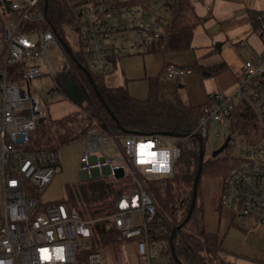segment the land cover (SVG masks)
Masks as SVG:
<instances>
[{"label": "built area", "instance_id": "2783aa9c", "mask_svg": "<svg viewBox=\"0 0 264 264\" xmlns=\"http://www.w3.org/2000/svg\"><path fill=\"white\" fill-rule=\"evenodd\" d=\"M172 1L66 0L79 42L76 47L47 21L40 0H12L5 13H0V264H105L98 249L81 244L82 239L91 241L93 220L84 218L76 204H47L39 196L61 171L60 147L33 145L32 136L46 112L42 96L33 95L26 81L44 74V62L55 82L45 95H66L58 76L62 82L70 80L67 78L76 69L78 54L89 71L106 74L120 57L148 53L162 38ZM250 17L253 31L264 40V10L251 11ZM39 21L46 27L25 30V22ZM52 43L59 46L68 63L67 70L56 75L48 62ZM247 44L246 39L237 42V46ZM22 62V81L11 79L9 67ZM164 70L175 82L186 73L183 66L172 63ZM38 88L43 90L44 85L39 82ZM240 102L254 110L257 123L247 118L248 110ZM244 122L254 127L260 124L264 130V48L242 61L232 93L215 90L209 94L204 112L188 134H114L98 127L87 130L82 138L86 142L80 161L82 177L131 178L133 189L119 196L110 218L121 236L133 242L140 264H168L174 259L170 244L156 238L166 229L153 226L160 209L148 180L174 174L183 149L199 144L200 137L206 147L211 123L229 128L231 142L238 137H233V129L241 128ZM216 135L221 133L216 130ZM108 137L116 144L107 146ZM120 138L125 139L124 144ZM251 139L237 147L239 164L224 181L220 203L235 209L242 222L250 217L264 222V134ZM121 171L123 175L118 176ZM135 212L142 215L140 223ZM219 256L224 264H236L226 260L221 251Z\"/></svg>", "mask_w": 264, "mask_h": 264}, {"label": "trees", "instance_id": "16d2710c", "mask_svg": "<svg viewBox=\"0 0 264 264\" xmlns=\"http://www.w3.org/2000/svg\"><path fill=\"white\" fill-rule=\"evenodd\" d=\"M40 2L46 8L47 21L54 27L57 34L66 40L63 33L64 26L73 22L66 0H40ZM207 20V17L197 13L193 0H173L171 14L164 26L162 38L149 52L167 53L191 49L196 29L204 25ZM24 25L26 31L46 27L43 21L32 24L25 22ZM76 58H78L75 59L76 69L69 75L73 76L79 89L86 93L82 109L87 122L82 125L79 113L66 115L48 123L45 122V118H42L32 136L35 147L44 145L60 147L73 140L82 139L91 127H98L114 134L133 132L188 134L195 129L199 116L204 112L205 103L192 105L179 95L175 94L171 97L166 94L167 85L162 84L158 77L149 78V95L146 99H139L130 93L126 84L110 85L106 81L105 74L90 70L94 84L102 96L100 99L82 68L87 65L85 60L81 58V54H78ZM23 66L22 62L9 67V77L22 81ZM194 67L205 69L211 74H218L225 70L227 64L220 62L205 67L196 61ZM58 80L61 84L63 83L61 76H58ZM239 105L249 110L245 102H240ZM241 127L249 126L247 122H244ZM229 145L230 143L225 149ZM203 147L205 151V145ZM227 158L228 156L218 155L208 161L204 159L193 212L176 233L175 257L168 264H216L217 262L224 264L219 256L223 238L218 232L210 231L205 226L202 179L208 176L219 178L224 182L239 164L236 157L233 158L232 164L228 163ZM198 169L199 144L196 142L183 149L174 174L165 179L148 180L150 181L149 190L160 209V216L153 226L166 229L163 235L156 236L157 239L162 238L170 244L175 227L186 219L192 203L193 186ZM123 192V186H117L113 179L95 178L68 186L67 198L59 201L76 204L84 218L93 220L90 224L91 241L94 246L100 247L124 240L110 218L115 211L116 200Z\"/></svg>", "mask_w": 264, "mask_h": 264}, {"label": "rangeland", "instance_id": "374dc122", "mask_svg": "<svg viewBox=\"0 0 264 264\" xmlns=\"http://www.w3.org/2000/svg\"><path fill=\"white\" fill-rule=\"evenodd\" d=\"M12 0H0V13L4 14V10L8 8L11 4ZM196 11L199 15L203 17L209 18L206 22V29L210 33H213L215 44L218 46L219 43H223V47L232 46L237 54V59L239 62H242L244 59L250 57L254 50L262 51L264 48V40L262 37L253 31L252 23L244 22L240 25H236L231 28L224 29L221 27L220 21H224L223 14H227L230 8H237L238 6L245 7V9H255V10H264V0H230V1H223V0H193ZM206 30H204L205 32ZM248 32V38L251 42L252 46L245 45L242 49H235L233 41L237 39L239 36L243 35L244 33ZM64 36L71 42L73 47L79 45L78 40L76 39V31L74 27L69 23L67 27L64 26L63 30ZM202 38L200 34L197 35L195 41L196 44ZM49 54L50 58L48 60L50 70L53 75L57 74L58 72H64L67 70L68 63L66 58L61 53L59 46L55 43H52L49 46ZM194 51L202 52L201 49L197 50H187V51H180L176 53H180L181 55H193L195 54ZM146 54H136L130 56H123L120 57L119 61L126 59L127 57H131V59L137 64V67H140V62H138V58L143 57ZM217 55V56H216ZM1 57L3 56L0 55ZM216 56V57H215ZM220 56L219 50H215L207 60L212 61ZM137 57V58H136ZM193 60V59H192ZM118 61V63H119ZM52 62L55 64L56 69L54 68ZM42 63V62H41ZM192 61L189 63H182L184 64V68L186 70L185 75L177 82L172 81L167 74L163 76V80L166 82V94L169 96L179 95L184 99L187 98L188 91L185 87H181L180 84L185 83V78L187 76L192 75L193 73H199V77L202 80L207 81V85H214L215 82L220 86V90L224 93H230L237 85V80L232 72V70H226L222 73L218 74L217 76H203L195 67L191 65ZM118 65V64H117ZM44 74L41 77L32 79L31 81H26V85L30 88V91L33 95H40L43 99V106L45 108V122H52L53 120L62 118L66 115H71L75 113L80 114V119L82 125H85L87 122V118L85 113L83 112L82 105L74 102L71 100L67 95H64L62 92L58 93L57 95L53 96H46L45 91L49 90L52 87H55L54 78L49 73V67L44 64ZM122 71L121 69H117L115 66L111 68V70L105 74V78L108 84L110 85H118V84H125L120 83L122 80ZM231 77L225 82V78ZM73 76L69 75L67 79L73 80ZM41 82L44 85V89L41 90L38 88V83ZM215 89V88H214ZM212 89V90H214ZM82 91V90H81ZM174 91V92H173ZM215 91V90H214ZM212 91V92H214ZM85 92V91H84ZM85 101V99H84ZM248 107V106H247ZM249 108V107H248ZM250 121L253 123H257L259 121L258 116L255 114L252 108L248 110V117ZM216 130H218L221 135H216ZM236 133L233 137H237L236 140H232L230 145L227 149L219 154V156H228L227 160L229 164H232L233 158L238 156V146L242 143H245L246 140L251 141L253 136L261 137L264 134V130L262 126L259 124L258 126H249L247 128L243 127H236L233 129ZM210 136L207 141V146L205 147L204 151V159L208 161L209 159L215 158L213 153L219 147H221L228 135L231 133L229 128L224 127L223 125L217 126L215 123H211L210 125ZM120 143L124 144L125 139L120 138ZM105 144L107 146H113L116 144L114 138H106ZM86 147V142L83 139L73 140L71 142L65 143L60 146L59 149V156L61 161V171L55 174L51 183L44 189L39 191V196L43 202L50 204L61 199L67 198V187L76 185L82 182L87 181L85 178L82 177L80 172V161H81V153ZM112 149V148H111ZM109 151H113V150ZM111 179L110 177H106ZM117 184V186H123L125 190H132L133 184L131 178L122 176L117 180H113ZM150 181H148L149 183ZM202 183L208 189V194L210 199L212 200L213 197H216V194L223 189L224 182L219 178H211L208 176H204L202 179ZM164 184V182H163ZM207 206V226L209 228L212 227V224L215 220L214 217L217 213L216 209L214 208V203L211 201ZM223 223L221 225V233L224 237V246L225 248L232 252L239 254L240 257L235 261L236 264H258V259H264V222L256 221L253 223L251 219H247L246 221L242 222L239 220V217L236 214V210L230 208L228 206H223L221 210ZM235 215V221L239 223L240 226L245 227L246 230H243L238 227H231L227 230V224L225 221ZM134 218L137 223L142 221V215L140 212L134 213ZM253 223V224H252ZM81 244L83 247L86 248H97L104 256L105 264H140V257L136 253L133 242L131 240L124 239L121 242H116L108 245H102L100 247L94 246V243L87 239H82ZM245 255V256H244ZM254 256H258L255 258ZM226 260H233L226 258ZM216 264H219L217 262Z\"/></svg>", "mask_w": 264, "mask_h": 264}, {"label": "crops", "instance_id": "0c3cea01", "mask_svg": "<svg viewBox=\"0 0 264 264\" xmlns=\"http://www.w3.org/2000/svg\"><path fill=\"white\" fill-rule=\"evenodd\" d=\"M223 1H226V0H223ZM227 1H230V0H227ZM251 11H255V9H249V8L245 9V7H243V4H242V6H238L237 8L236 7L230 8V10L227 12V14H223V16H222V17H224V21H222V22L220 21L221 27L224 29H227V28L234 27L236 25H240L241 23H244V22L252 23L251 17H250ZM206 22H205V24H206ZM205 24L199 26L196 29L195 36L193 39V47L191 49H188V50L201 49L202 52L194 51L195 54L193 53V55L191 54V56L181 55L180 53H176V52H180V51L167 52V53L148 52L147 55H145V56L143 55V57L137 59L138 62H140V64H141L140 67H137V64L131 60L134 58L127 57L126 59H123L121 61H119V59H120L119 58L116 61V63H114L113 66H115L117 69L120 68L122 71L121 75L123 78H122L120 83H125L129 89L130 93L134 97L139 98V99H146L149 95V88H150L149 78L158 77L162 84H166V82L163 80V76L166 74L164 68L168 63L176 64L178 66H184V64H182V63H189L191 61H192L191 65L193 67H194V63L196 61L205 67H208V66H211L213 64L220 63V62H225L227 64V67L223 71L232 70V72H233V74H234V76L238 82V73L240 71V67H241L242 62H239V60L237 59V54H236V52L232 46L229 45L227 47H225V46L223 47V43H219L218 46L214 43L215 40H214L213 33H210L209 31H207V29L205 28L206 27ZM204 30H206V31L204 32ZM198 34H200L202 36V38L196 44L195 39H196ZM248 35H249V33L246 32L233 41L234 48L236 50L242 49L245 46V45L237 46V42L241 39H246V41L248 42L247 46H252L251 42L248 38ZM215 50H219L220 56H218V58H216L212 61L207 60L208 57H210V54H212ZM185 51H187V50H185ZM144 54H146V53H144ZM132 55H136V54H132ZM125 56H130V55H125ZM118 61H119V63H118ZM195 69H197V71H199L201 74H203V76H212V75L217 76L218 74L223 72L222 71L218 74H211L209 71H207L205 69H199L196 67H195ZM199 76H200L199 73L198 74L193 73L192 75L187 76L185 78L184 84H180V86L182 88L186 86V89L188 91L187 98L184 99L183 97H181V96L180 97L192 105H200V104L205 103L208 99L209 94H211L212 91L220 90V86L217 84V82H215L214 85L208 86L206 84L207 81L205 83V80H202L201 77H199ZM228 78L229 77L225 78L226 80H224V81L228 82L231 79V77L229 78V80H227ZM212 89H214V90H212ZM233 90L230 93H232ZM230 93H226V94H230ZM203 196H204V202H205V226H206V228L210 231L218 232L220 234V237L223 238L221 252H223L225 254L226 258L233 259V260H236V258L238 259L240 257L239 254L235 253L234 251H232V252L228 251L224 246V237L221 233V225L223 223L222 222L223 216L221 214L222 213L221 210L223 208V205L220 203L221 190L219 191L218 194H216V197H213V199L211 200L210 196L208 194L207 187L203 185ZM208 200H211L214 203V208L217 211V213L213 219L215 221L212 224L211 228H209L207 226V222H206L207 221V219H206L207 206L210 203V201H208ZM248 219H251V221H253V223L256 222L254 218L250 217ZM225 223L227 224V230H229L231 227H238V228H241L243 230H246L245 227L240 226L239 223H237L235 221V215H232V217L227 219L225 221ZM133 247L135 249L134 244H133ZM254 257L257 258L258 256H254ZM263 262H264V259L263 260L260 258L258 259V264H262Z\"/></svg>", "mask_w": 264, "mask_h": 264}, {"label": "water", "instance_id": "95a60500", "mask_svg": "<svg viewBox=\"0 0 264 264\" xmlns=\"http://www.w3.org/2000/svg\"><path fill=\"white\" fill-rule=\"evenodd\" d=\"M82 68L86 72V74L88 75V77H89V79H90V81H91V83L93 85V88H94L95 92L97 93L98 97L100 99H102V96H101L98 88L94 84L91 72L85 66H82ZM62 86L64 88V91L66 92V95L71 100H73L74 102H76V103H78L80 105H83L84 99L86 97V93L84 91H81L73 80L64 81L62 83ZM162 133L168 134V135H184V134L174 133V132H162ZM199 140H200V142H199V169H198V172L196 174L195 181H194L193 198H192L191 207L189 209V213H188L186 219L183 221V223H181L180 225L175 227V229H174V231H173V233L171 235V238H170V246H171L172 252L174 254V257H175L174 238L176 236V233H177V231L180 228H182L184 223H186V221L190 218V216H191V214L193 212V208H194L195 203H196L197 191H198V183H199V179H200V175H201L202 166H203V163H204V147H203V139H202V137H200ZM229 142H230V136L226 138L224 144L221 147H219L217 150L214 151L213 156L217 157L221 152H223L225 150V148L228 146ZM122 175H123L122 171L118 173V176H122Z\"/></svg>", "mask_w": 264, "mask_h": 264}]
</instances>
